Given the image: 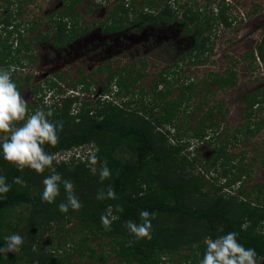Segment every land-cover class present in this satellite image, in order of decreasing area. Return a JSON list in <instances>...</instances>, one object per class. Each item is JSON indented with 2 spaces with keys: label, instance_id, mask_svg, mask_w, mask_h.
I'll list each match as a JSON object with an SVG mask.
<instances>
[{
  "label": "trees",
  "instance_id": "1",
  "mask_svg": "<svg viewBox=\"0 0 264 264\" xmlns=\"http://www.w3.org/2000/svg\"><path fill=\"white\" fill-rule=\"evenodd\" d=\"M26 0H4L0 4V65L13 69V79L19 89V83L14 75L25 66L23 60L32 62L33 56L27 53L30 43L48 40V32L34 36L37 23L35 19H16L19 16V7ZM76 3L78 0H74ZM134 1V3H133ZM135 0H117L114 15L111 18V27L114 26L117 16L122 21L134 18L136 23H154L159 19L166 23H180L186 32L195 31L192 34L193 45L188 51L187 57L193 61H199L212 50L211 34H204L205 30L219 23L230 26V15L227 12L230 5L221 1L217 5V11L209 8L210 14H204L205 5H199L195 0L184 1L179 5L178 0H165L163 7L157 9L153 0H147L144 4L137 6ZM176 4L178 5L176 7ZM16 5L6 14H2L4 6ZM203 7V8H202ZM59 9V14L49 16L48 26L54 32L53 44L60 46L68 40L70 35L67 22L64 17L68 15L67 6ZM154 8V9H153ZM183 8L181 11L178 9ZM153 9V10H152ZM255 11V10H254ZM133 12L134 17H129ZM124 14L125 16H123ZM122 15V16H121ZM107 26V22L100 23ZM122 25H125L124 23ZM4 33V34H3ZM24 37V35H26ZM5 35V36H4ZM33 35V38H32ZM38 36V37H37ZM264 62V37L257 42L252 50L246 52L253 61L256 60L254 53ZM248 55V56H249ZM123 67L116 72L110 73L107 78L105 91L111 93L112 81L119 90L113 93L110 99L96 98L94 100L81 99L79 95L69 94L64 96L60 104L51 105L54 115L51 119L62 120L63 129L59 132V142L55 146H45L46 151L55 155L62 154L68 157L54 160L55 171L62 174L64 178L71 179L75 185L76 193L81 201L78 211L69 209L68 213H61L57 204L65 199L63 187L57 197L56 203H42L40 194L43 190V176L51 174V169H46L42 175L36 174L34 170L25 168L22 172L15 166L0 158V174L7 177L11 184V190L6 199L0 200V246H3L4 236L18 232L24 237V243L19 253L0 254V264H19L25 260L27 264H61L60 256L44 248L35 249L33 241L40 229H48L56 225L57 231L63 229L64 221L76 220L77 227L82 232L79 238V253L82 256V248L88 250V256L95 261L105 257L97 254L96 249L88 246L86 242L93 237L107 238L110 250L120 257L124 264H198L205 248V237L215 238L229 231L239 233V240L246 247H253L258 253L259 264L264 260V183H256L249 190L241 193L251 195L254 192V200L240 198L236 195H226L219 191L208 190L205 187V179L191 173L189 168L194 167L198 158H189L183 152L187 143H171L169 135L171 128L175 136H179L180 124L179 110H186L192 98V84L179 87V93L173 98H167L172 93L171 87L166 81V73L159 72L158 77L153 80V95L149 100L142 95L136 98L134 104L136 109H130L133 103L132 97L135 93L143 94V88L138 91L131 89L142 76L143 72L137 70L135 75H126ZM252 69L248 67V70ZM251 71V70H250ZM31 75L25 73L23 80L29 82ZM212 77V76H211ZM211 81L220 88L232 87L236 83V73L232 68L222 72L213 73ZM159 83L163 88L157 89ZM84 84V80H76L72 85L76 87ZM37 85V84H36ZM34 85L32 92L36 94L37 86ZM87 87V85H86ZM85 87L82 86V89ZM123 91V92H122ZM123 93V94H121ZM127 96L126 99L117 101L116 96ZM263 94H245L243 101L248 104V112H253V105L259 102ZM116 98L113 99V98ZM36 101L28 104L30 111H34L42 102ZM75 106L74 111L72 108ZM47 108L43 103L41 107ZM208 119L212 122L213 110L206 111ZM263 119L251 121L248 130L251 135L262 127ZM212 124V123H211ZM205 128L193 129L189 134L191 137H202ZM232 142L237 141L233 136ZM94 146L95 152L84 150L77 154L72 149H82L86 146ZM223 146L214 148V156L210 160L214 163L221 159L220 164L225 165L233 161L236 155L223 152ZM128 153L126 158L118 157V152L123 150ZM73 151V150H72ZM95 154L99 157L96 165L90 163V156ZM59 161V163H56ZM106 163L111 170V177L104 181L99 179V170ZM241 171L235 164H230V169ZM95 168V174L93 172ZM228 168V170H230ZM231 169V172L233 170ZM226 174V169L223 170ZM234 173V172H232ZM234 174H232V177ZM242 175H235L231 183L242 181ZM19 177L21 183H14L13 178ZM111 185L116 192V199H97V194L107 192ZM225 185H229V181ZM118 206L123 212L118 211ZM23 212V208H26ZM146 209L156 212V218L152 221V239L136 240L130 235L127 223L133 221L140 223L139 212ZM19 212V213H18ZM107 215L113 220L111 231H105L101 225V215ZM16 220V222H13ZM102 245V242H98ZM187 248V252L181 249Z\"/></svg>",
  "mask_w": 264,
  "mask_h": 264
},
{
  "label": "rangeland",
  "instance_id": "2",
  "mask_svg": "<svg viewBox=\"0 0 264 264\" xmlns=\"http://www.w3.org/2000/svg\"><path fill=\"white\" fill-rule=\"evenodd\" d=\"M3 1L4 0H0V4ZM116 1L117 0H108V3L103 6L105 8L104 10L109 11L110 7H113L114 10ZM146 1L147 0H135L136 7L144 4ZM153 1L156 6L165 2V0ZM184 1L188 0H178L179 5ZM195 1L201 5L210 4L214 6L221 2V0ZM60 2L61 0H26L21 4V16L24 18H36L38 16V20L41 21L44 19L43 17L46 13L49 12L48 7L54 8L58 6ZM232 3V7L227 9V12L230 16H235V19L238 16L237 20L228 28H223L222 26L218 27L216 39H214L212 44V50L207 53L204 59L198 62L191 63V59L188 61V59L184 57V54H188V50L191 48L188 36L179 33L174 26H165L160 23L158 26H155L154 34L152 33L154 26L151 25L143 27L136 32H132L134 37H131L126 42L128 45H130V43L137 44L138 47L136 46V48H139L138 51L130 53L128 50L123 49L119 53L110 55L104 52L103 57L107 59L111 58L113 64H115L114 66L126 65V75H135L137 70L144 73L142 78L138 80L139 83L136 82L134 85V87H142L143 94L135 93L133 95H128L133 98L130 109H136V104H134L135 98L139 99L142 95L146 98V101L151 98L153 95L152 81L154 78L158 77L159 72L166 73V81L172 90V93L168 94L167 98L175 97L179 93L177 88L181 84L192 82L194 86L192 89L193 97L189 101L186 113L181 112L180 108L179 119L176 121L177 124L182 125L179 130L181 135L180 137L175 136L171 128L172 133L169 135L170 142H176V138H179V142L187 143V148L184 149L183 152L191 159L194 157L198 158L197 160L193 159L195 165L189 168V171L196 175L198 174L200 178H204L206 182L205 187L208 188V190H215L216 187H219V191L226 195L232 194L253 201L254 192L251 195H245L241 193V191L253 188L256 183H264V127L257 133L256 137L250 135L248 139H244V137L238 133L239 140L236 141L235 145H232V143L229 145L224 144H226V142H232L231 136L236 131L235 128L238 125L236 123L240 120V110L242 108L240 99L242 95L246 92H264V63L257 59L253 61L249 54V56L243 57L246 52L254 48L256 42L264 35V0H232ZM75 4V13H86L89 11L88 14L83 16V19H80L82 21V23H80L81 25L85 24L86 20L93 18L94 13L89 9L92 5L90 1L87 3L85 0H78ZM11 6L10 10L15 8L16 5ZM182 9L183 8L178 10L181 11ZM94 12H97L99 16L104 14L102 13L103 11L97 7ZM130 16L132 17L129 13V17ZM239 17H242V19H239ZM149 40H151L152 43L146 42ZM97 41L100 40L97 39ZM68 51L58 50L57 52L48 47L39 48L37 49V61L23 71L25 73L30 72L29 74L31 77L29 82L23 80L25 74L21 75V73L17 72L14 75V78L22 84L20 91L28 104L40 101L42 97L43 100L39 102L40 104L36 109H41L43 103L47 106L54 104L58 105L65 95L71 92L73 93L72 90L79 91L78 87L71 89V82L77 78L79 69L93 78V83L90 91H86L85 93L75 92L73 94L78 93L81 99L94 100V97L97 98L98 94L105 93L103 92L106 85L103 79L104 74L96 72V69H94L95 65H93V67H88L83 65L82 62H78L81 59L75 56L76 52L73 51L69 53ZM99 52L101 51H96L97 54H99ZM69 58L74 59L75 63L68 65L67 62L71 60ZM140 59H143L142 61H145V64L142 61L140 62ZM51 61L56 62L58 66L50 68L49 63ZM248 67L252 68L250 69L251 71L248 70ZM229 68H232L236 73V86L227 90L217 88L210 79L211 74L213 72H222ZM173 69L175 71H173ZM172 71L174 74H171ZM59 76H61V78H59ZM34 85L37 86L36 94L32 92ZM110 87L111 93H106L107 95H105V97L109 96V99L113 97V93L115 92V86L112 85ZM134 87H132V89ZM205 90L209 91V94L205 93ZM60 92H65V94H60ZM101 97L99 96V98ZM116 98L119 102L120 100L117 96ZM116 98L114 97L113 99L116 100ZM217 100H221L222 107L228 108V111L224 114H219V117H217L219 118L218 120L222 122V125L218 127L219 133L215 134L213 130H208L206 134L212 135L211 139L214 141V144L211 143L212 146H217V144L222 145L223 152L228 151V154L236 155L233 161L225 165L220 164L222 158L214 163L210 159L206 160L213 150V147L209 145V140H207L206 143V140H203L201 144L200 141L189 137L190 131L198 119L202 118L205 120L206 110L212 107V105L216 106ZM261 107L259 115L257 114L254 116L255 119L258 116H264V100ZM74 109L75 106L72 108V112H75ZM184 116L188 120L187 124H183ZM214 135L215 137H213ZM72 150L69 154L75 152L77 155L81 153L79 151L82 150H84L83 153H87L88 151L93 153L96 149L94 146L90 145L82 149ZM53 156L56 160L68 157V155L62 154H55ZM117 156L126 158L128 153L123 150L118 152ZM230 164H235L241 171L237 172V170L232 167V172H234L232 173V168H229ZM224 168L226 169L225 175H223L222 171ZM228 168L230 170H228ZM232 174H234L233 177ZM239 174L242 175L239 177L242 183L240 184L241 187L238 188L239 182H231L235 178V175L237 176ZM228 181L229 185H225ZM26 209L27 207L23 208V212H25ZM13 222H16V220ZM77 224L78 222L76 220H72L71 222L64 221L61 224L63 225V229L60 231H57L55 224L51 225L48 229H40L36 234V239L33 241L34 248H44L47 251L59 255L61 264H124L120 261V257H118L114 251L110 250V244L107 238H102L100 236H90L86 244L95 248L96 253L102 254L105 258H100L98 261H95L93 257L88 256V250L84 247L81 249L83 252L81 256L79 253V238L82 232L78 229ZM99 241L102 242V245L98 244ZM181 250L187 252V248H182ZM19 264H27V262L22 260ZM163 264H167V262ZM260 264H264V260Z\"/></svg>",
  "mask_w": 264,
  "mask_h": 264
},
{
  "label": "clouds",
  "instance_id": "3",
  "mask_svg": "<svg viewBox=\"0 0 264 264\" xmlns=\"http://www.w3.org/2000/svg\"><path fill=\"white\" fill-rule=\"evenodd\" d=\"M13 69L0 65V158L23 171L25 168L34 170L42 175L46 169H51V174L43 176V190L40 194L41 202L56 203L61 193V186L65 199L57 204L61 213H68L69 209L78 211L81 201L76 193L75 185L71 179L64 178L55 171L54 156L46 151L45 146H55L59 142V132L63 129L62 120L51 119L54 110L51 105L46 109L30 111L28 102L22 95L16 81L13 79ZM99 157L90 156V163L96 165ZM59 163V161H56ZM95 174V168H93ZM112 173L106 163L99 170V179L104 181ZM14 183H21L19 177L13 178ZM11 190L7 177L0 174V200L6 199ZM115 189L109 185L107 192L97 194V199H116ZM118 211L123 208L118 206ZM140 223L128 221L127 228L136 240L152 239L153 224L156 212L141 209L139 212ZM107 215H101V225L105 231H111L113 220ZM0 254L19 253L24 243V237L18 233H10L3 238ZM204 251L198 264H259L258 253L253 247H246L239 240V233L229 231L215 238L205 237Z\"/></svg>",
  "mask_w": 264,
  "mask_h": 264
},
{
  "label": "flooded vegetation",
  "instance_id": "4",
  "mask_svg": "<svg viewBox=\"0 0 264 264\" xmlns=\"http://www.w3.org/2000/svg\"><path fill=\"white\" fill-rule=\"evenodd\" d=\"M85 1L87 3H89V1L92 3V5L89 7V9L91 10L92 13H94V16H93V18H90V19L86 20V23L83 24V25L80 24V23H82V21L80 19L81 18L83 19V16L88 14L89 11L86 12V13L85 12H83V13L82 12H80V13L76 12L75 13L74 9H75L76 4L74 3L75 2L74 0H65V1L61 0L60 4L58 6H56L54 8L53 7H48L49 12L46 13V15L43 17L44 19L41 20V21L38 20V16L36 18H32V17L24 18V17H22L21 16L22 15V8H21V5H20V7L18 9L19 16L17 15L16 19L18 21L27 20L29 18L35 19V21L38 22L37 23L38 27L36 28V31L34 32V36L35 35H39V33L41 31L43 33L48 32L49 35H50L48 40L37 41V38H35V40H33V42L30 43V47H29V50H27V53L29 55L33 56V60H32V62L27 61L26 59L23 60L24 63H25V66L21 67L20 70H18V72L21 73V75L25 74V72H23L25 68H27L29 66H32L37 61V59H38L37 49L42 48V47H48V48L54 49L57 52H58V50H65V52L69 50L68 51L69 53H72L73 51L76 52L75 56L78 57L79 59H81L78 62H82L83 65L88 66V67L89 66L93 67V65H95L94 69H96V72L104 74L103 79L105 80V83L107 85V83H108L107 82L108 81L107 78H108V75L110 73L116 72L117 70H119V69H121L123 67H127V66L126 65L114 66L115 64H113L111 58H109L110 59L109 60V59L103 57V53L105 52L107 55L116 54V53L121 52L123 49L128 50L130 53H132L133 51H138L139 48H136V46L138 47L137 44L135 45V44H131L130 43V45H128L127 42H126L131 37H134L132 32L133 31L136 32L137 30H141L143 27H148L149 25H151V26H154V30H152L153 31L152 33L154 34L155 33V26H158L159 23L162 24V25H165V26H174L179 33L184 34V36H188V39L190 40L191 46L193 45L194 40H193L192 34L195 31L186 32L185 28L183 26L179 25L180 23H176V22L166 23L165 21L159 19L157 22H154V23H141L140 24V23H136V22L132 23L131 21H133L134 18L130 19L131 21L129 20V21L123 22L122 21L123 18L117 16V20H116L114 26H118V27H111L112 26L111 18H112V15H114V13H112V12H114L113 7H110L109 11H107V10L105 11L104 10L105 8L103 7L106 3H108L107 2L108 0H89V1L85 0ZM221 1H224V2H226V4H229L230 5L229 9L232 7V5H231V4H233L232 0H221ZM183 3L184 2H182V4ZM2 4H4V1L2 2ZM199 5L201 6V4H199ZM217 5L214 6V5L208 4V5H205L204 8L202 7L205 10L204 14L208 13L207 15H209L210 14L209 8H211V7L213 8V11L216 12L217 11ZM63 6H67V10H68V15L63 18L64 21L67 22L68 32H69V34H71V33L73 34L74 33L75 35L74 36L70 35L69 39L67 41L65 40L62 45L55 46L52 43L53 42V37H54L53 36L54 32H53L52 28H50L48 26L47 22H48L49 16H51L53 14H59L60 13L59 9L62 10ZM163 6H164L163 4H160V5L157 6V9H160ZM176 6H178V5L176 4ZM11 7L12 6H8V7L4 6L2 11H1L2 14H6L10 10ZM96 7L98 9H100L101 11H103L102 13H104V14L102 16H99L97 14V12H94V11H96ZM8 8H9V10H8ZM122 15L125 16L124 14H122ZM130 15H132V17H134L133 12H130ZM237 17L235 19V16H230V18H229V20H231V25L230 26H232L234 21L237 20ZM130 18H131V16H130ZM239 19H242V17H239ZM102 22H107V26H104V25L101 26L100 23H102ZM123 23L125 25H122ZM219 26H222L223 28L230 27V26H225V25L219 23L218 25H213V26L210 27V29H207V30L204 31L205 32L204 34H206V35H208L209 33L211 34L210 35L211 36L210 37L211 38V42H212L211 46H212V44L214 42V39H216V35H217V31H218V27ZM1 29H2V24H0V31H1ZM148 32H150V31H148ZM96 34H97V37H96ZM26 36H27V34L24 35V37H26ZM263 37H264V35H263ZM32 38H33V35H32ZM105 38H108V39H105ZM97 39L100 40V41H97ZM146 42H151L152 43L151 40L146 41ZM68 47H69V49H68ZM97 50H100L101 52H99V54H97L96 53ZM256 55H257V53L255 54V56ZM206 56H207V54L205 55V57ZM184 57H186L188 59L187 54L186 55L184 54ZM69 59H71V60L69 62H67L68 65L69 64L71 65V64L75 63L74 59H72V58H69ZM202 59H204V58H202ZM256 59L258 61H260V62H263L257 56H256ZM142 60L140 59L139 61L141 62ZM188 61H189V59H188ZM142 62L145 64V61H142ZM190 62L191 63H193V62L195 63V62H198V61L190 60ZM49 66H50V68H54V67H57L58 64H56V62H52L51 61L49 63ZM173 67H175V66H173ZM173 71H175V70L173 69ZM173 71H172L171 74H174ZM29 73L30 72H28L27 74H29ZM213 73H215V72H213ZM213 73L211 74L212 77H213ZM77 75H78L77 78L74 79L71 82V89H73V88L75 89L76 87H78L79 91L72 90L73 93H75V92L85 93L86 91H90V89L92 87V83H93L92 82L93 78H91L88 74H85V72H83L81 69H79V72H77ZM59 78H61V76H59ZM80 79L84 80V84H79L76 87H73L72 84L76 80H80ZM115 80H116V78H114L113 81H112L113 85L115 86V92L114 93H116L119 90L118 86H116L114 84ZM236 80H237V78H236ZM137 83H139V81H137ZM213 83H214V85L217 88H219L214 81H213ZM188 84H192V86H193L192 82H189ZM188 84H181L180 86L185 87ZM86 85H87V87H86ZM106 85H105V87H106ZM134 85L131 86V89H132V87H134ZM162 85L164 86V83ZM162 85L159 83L157 89L163 88ZM82 86L85 87V88L82 89ZM180 86H178V88H177L178 91H179V87ZM235 86H236V83L232 87H230V86L229 87H223V88L220 87L219 89L227 90V89H232ZM105 87H104V89L102 87L103 92L105 91ZM193 87H192V89H193ZM138 88H139V86H137V87L135 86L133 89L138 91ZM152 90H153V81H152ZM73 93L71 92L69 94H73ZM78 93L76 95H79ZM205 93L209 94V91L205 90ZM246 93L247 94H255L256 93L258 95L261 94V93L263 94L262 97L259 96V99L260 98H262V99L259 102H256L253 105V112L250 115L247 114V112H248V108H247L248 104H247V102L243 101V96ZM246 93H244L242 95L241 99H240V102H242V108L240 110V120L236 123L238 125L235 128L236 131L231 136V141L234 140L233 136H236L237 140H239V138H238L239 134L238 133H240V135L242 137H244V139L245 138L248 139V137H250V135H251L249 130H248V125L251 123V121H257V120L259 121L261 119H263V121H264V116L263 115L262 116H258L256 118L257 120L254 118V116L257 115V114L259 115V113L261 111V108H262L261 105H262V102L264 100V92L262 91V92L257 93L255 91V92H246ZM60 94L64 95L65 92H60ZM69 94H67V95H69ZM121 94H123V93H121ZM103 95H104V97H103ZM105 95H107L106 92L102 93V94H98L97 98H99V96L100 97L102 96L101 98L103 99V98H105ZM191 95L193 97V92H191ZM117 97L120 100L123 97H124V99H126V98L131 97V96L127 97V96L117 95ZM94 98L96 99V97H94ZM131 99H133V98H131ZM210 108H212V110H213L212 122L208 119V117L206 115V112H205V118L206 119L204 120L202 118H199L198 121L195 123L194 127L190 131V132H192L193 129H196V128L199 129L200 127L203 126L205 128L204 135L202 137H191V136H189V137L192 138V139L200 141L201 144L203 143V140H206L205 143L207 142V140H209V142H210L209 145L212 146L211 143L214 144V141L211 139L212 135L210 136V135H207L206 133H207L208 130H213L215 134L219 133L218 132V127H219V125H222V122H220L218 120L219 118H217V117H219V114L226 113L228 111L227 110L228 108L222 107V101L221 100H217L216 106L212 105V107H210ZM187 109L186 110H182V107H181L180 111L186 113ZM209 109H207V110H209ZM187 122H188V120L184 116L183 124H187ZM181 126L182 125L180 124V128H181ZM263 127H264V123H263L262 127L259 129V131ZM259 131H257L255 134H253L251 136H255L256 137V135H257V133H259ZM179 135H181L180 132H179ZM213 137H215V135ZM218 145L219 144H217V146ZM212 147H213L212 153L210 154V156H208L206 158V160H209L211 157L213 158V156H214L213 155L214 151H215L214 148L216 146H212ZM263 162H264V158H263Z\"/></svg>",
  "mask_w": 264,
  "mask_h": 264
},
{
  "label": "built area",
  "instance_id": "5",
  "mask_svg": "<svg viewBox=\"0 0 264 264\" xmlns=\"http://www.w3.org/2000/svg\"><path fill=\"white\" fill-rule=\"evenodd\" d=\"M67 153H70V152H67Z\"/></svg>",
  "mask_w": 264,
  "mask_h": 264
}]
</instances>
